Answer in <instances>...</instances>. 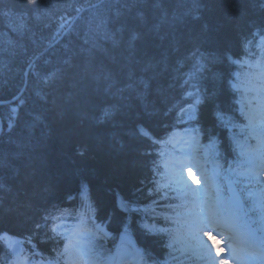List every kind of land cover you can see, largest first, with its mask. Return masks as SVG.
<instances>
[{"label": "trees", "instance_id": "obj_1", "mask_svg": "<svg viewBox=\"0 0 264 264\" xmlns=\"http://www.w3.org/2000/svg\"><path fill=\"white\" fill-rule=\"evenodd\" d=\"M96 1L0 0V234L53 259L55 215L81 207L148 258L182 264L161 146L192 84L191 124L223 160L239 142L231 81L264 32V0H104L58 39ZM6 255L0 238V264Z\"/></svg>", "mask_w": 264, "mask_h": 264}, {"label": "snow or ice", "instance_id": "obj_2", "mask_svg": "<svg viewBox=\"0 0 264 264\" xmlns=\"http://www.w3.org/2000/svg\"><path fill=\"white\" fill-rule=\"evenodd\" d=\"M257 76L261 78V88H264V69L257 73ZM246 118L250 134L257 128L261 129V134L253 136L257 140L256 148L249 152H241L243 160L238 169L234 170L238 179L230 180L231 184L240 183L241 177L248 182L257 180L256 172L259 166L264 165V111L250 109ZM203 179L206 185L203 189H192L179 175L173 180V183L179 186L178 190L188 197L185 205H181L185 207V211L182 214L177 213L178 216H183V222L173 238V243L187 245L211 264H229L228 259H216L221 257L222 253L224 256L233 257L238 264H247L253 257L264 255V239L257 236L258 230L253 227L258 223H264V194L256 196L249 192L247 198L252 200V204L245 208L244 199L235 190H230L228 196L222 195V188L218 183L221 178L218 174L214 173L212 177L204 174ZM212 234L217 235L223 244V247L215 250L214 254L215 246L209 239ZM89 235L86 230L78 232V238L72 247L79 248L81 239ZM242 244L246 246L242 247ZM71 250L69 245L65 246L66 254ZM123 252L125 257L135 254V250L127 246ZM79 255L87 257L90 264H111V258H102L90 245L79 248ZM124 264H127L126 260Z\"/></svg>", "mask_w": 264, "mask_h": 264}, {"label": "rangeland", "instance_id": "obj_3", "mask_svg": "<svg viewBox=\"0 0 264 264\" xmlns=\"http://www.w3.org/2000/svg\"><path fill=\"white\" fill-rule=\"evenodd\" d=\"M255 66H256V64H254L253 67H255ZM255 74L256 73H254V72H252V74H249L248 78L250 79V81L247 82L246 90H254V91L262 92V91H264V88H261V84H262L261 78H259ZM22 92L23 91H20L14 97V99L12 98L9 101V105H12L14 102L19 100V98L22 95ZM260 99H262V98L257 97L256 95L253 96V100H260ZM14 109H15L14 107L11 108L12 115L15 112ZM250 109L255 110L257 112H262V111H264V103L263 104H257L254 106L249 105V111H250ZM258 119H259V117H258ZM180 148H182V147H180ZM195 149H197V146H195ZM204 152L206 153V149H204ZM181 165H184V166L181 167ZM200 171L201 170L199 168L197 170L192 169V167L190 166V160L188 158H186L185 155H183V154L178 155V156L174 155L169 159V161L165 165V174L163 176L164 180L162 182H160L159 185L164 190L167 189L169 191H173L176 195L184 198L186 196H184L178 190L179 186L176 185L175 183H173L174 178L177 175L182 176L184 178V182L188 186H190L192 189H197V188L203 189L201 180H203L204 183H205V181L203 179V176L202 175L200 176V174H199ZM207 176L212 177L213 175L208 173ZM198 178H200L201 180L199 181ZM204 187H206V185ZM182 205H185V202H182ZM184 211L185 210H181L180 213L182 214ZM181 221L183 222V219ZM182 222H181V224H182ZM181 224H180V227H181ZM179 230H180V228L176 229L174 234L176 235ZM78 232H80V230H78ZM77 233H75L74 231L69 233L66 245H69V248L72 250L66 254L65 253V247H64L62 253L64 254V257H65V263H63V264H90V261L87 257H82L79 255V248L86 247L84 239H81L79 248H73L72 247L76 243V240L78 238ZM3 238H4V240H6L8 246L13 251H18V250L24 249V245H23L21 239L16 238V237H11L8 235H5ZM175 245H179L182 249L190 250L191 252H193L195 254V250H193L192 248L188 247L185 244L175 243ZM123 249H124V247H123ZM130 249L135 250V254L131 255V256H133L134 258H137L138 257V251L136 249H134L133 247H131ZM37 260L42 264H62L58 261V259L56 261H53V262H46V261H42L41 259H37Z\"/></svg>", "mask_w": 264, "mask_h": 264}, {"label": "water", "instance_id": "obj_4", "mask_svg": "<svg viewBox=\"0 0 264 264\" xmlns=\"http://www.w3.org/2000/svg\"><path fill=\"white\" fill-rule=\"evenodd\" d=\"M76 17H77V16H76ZM76 17H74V18L72 19V21H71V22L68 24V26L64 29V32L61 33V35L58 37V39H59L60 37H62V36L64 35V33L70 28V26H71V25L73 24V22L75 21ZM28 69H29V67H28ZM28 69H27V71H26V75H27Z\"/></svg>", "mask_w": 264, "mask_h": 264}, {"label": "bare ground", "instance_id": "obj_5", "mask_svg": "<svg viewBox=\"0 0 264 264\" xmlns=\"http://www.w3.org/2000/svg\"><path fill=\"white\" fill-rule=\"evenodd\" d=\"M104 0H98V1H96L97 3H98V5L101 3V2H103ZM93 4V3H92ZM92 5H90L89 7H91ZM62 32H64V31H62ZM61 38V37H60ZM41 54V53H40ZM198 57V56H197ZM191 62H193L192 60H190L189 62H188V64H190ZM182 95H184V93L182 94ZM2 121V119H0V122ZM2 124V123H1Z\"/></svg>", "mask_w": 264, "mask_h": 264}]
</instances>
